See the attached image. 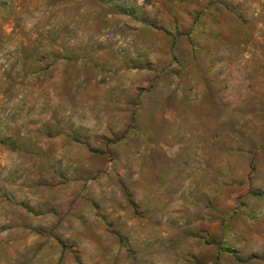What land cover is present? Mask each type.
I'll use <instances>...</instances> for the list:
<instances>
[{
  "label": "rangeland",
  "instance_id": "1",
  "mask_svg": "<svg viewBox=\"0 0 264 264\" xmlns=\"http://www.w3.org/2000/svg\"><path fill=\"white\" fill-rule=\"evenodd\" d=\"M0 264H264V0H0Z\"/></svg>",
  "mask_w": 264,
  "mask_h": 264
},
{
  "label": "trees",
  "instance_id": "2",
  "mask_svg": "<svg viewBox=\"0 0 264 264\" xmlns=\"http://www.w3.org/2000/svg\"><path fill=\"white\" fill-rule=\"evenodd\" d=\"M227 252H231V250H226Z\"/></svg>",
  "mask_w": 264,
  "mask_h": 264
}]
</instances>
